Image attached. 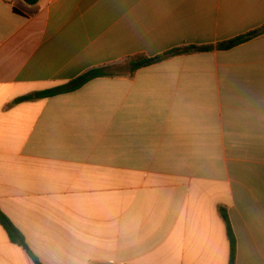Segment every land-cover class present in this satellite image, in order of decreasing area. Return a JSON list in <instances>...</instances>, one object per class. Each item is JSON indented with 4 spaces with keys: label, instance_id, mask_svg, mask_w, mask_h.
<instances>
[{
    "label": "crops",
    "instance_id": "obj_1",
    "mask_svg": "<svg viewBox=\"0 0 264 264\" xmlns=\"http://www.w3.org/2000/svg\"><path fill=\"white\" fill-rule=\"evenodd\" d=\"M220 208L264 264V0H0V210L42 264H230ZM0 264H36L1 224Z\"/></svg>",
    "mask_w": 264,
    "mask_h": 264
},
{
    "label": "trees",
    "instance_id": "obj_2",
    "mask_svg": "<svg viewBox=\"0 0 264 264\" xmlns=\"http://www.w3.org/2000/svg\"><path fill=\"white\" fill-rule=\"evenodd\" d=\"M29 5H34L39 2V0H24ZM249 36H240L237 38H234L232 40L222 42L217 45V48L220 50H228L233 47H236L248 40ZM213 49V46H202V47H188L185 49H177L173 50L171 52H168L164 55L157 56L154 58H150L144 54H138L134 55L127 60V69L130 73H134L138 69L142 67H146L149 65H152L154 63H157L159 61H162L169 56H175L180 55L184 53H190L192 51H209ZM120 72H113L110 71L109 67H102V68H96L93 70H90L89 72L85 73L84 75L80 76L79 78L72 80L68 83L56 86L51 89L35 92L30 95H26L20 98H17L14 103H20L23 101H29V100H35V99H43L48 97H53L56 95L66 94L73 91H76L77 89L81 88L83 85L88 83L89 81L98 78V77H105V76H115L118 75ZM221 215L226 223L227 226V232L230 239V245H231V253H230V264H235L236 261V237L230 222V218L227 212L226 208H220ZM0 224L2 227L6 230L8 233V236L10 240L21 247H23L33 258L36 264H42L38 258L35 256V254L31 251L29 248L25 237L21 233V231L14 225V223L10 220V218L0 210Z\"/></svg>",
    "mask_w": 264,
    "mask_h": 264
},
{
    "label": "rangeland",
    "instance_id": "obj_3",
    "mask_svg": "<svg viewBox=\"0 0 264 264\" xmlns=\"http://www.w3.org/2000/svg\"><path fill=\"white\" fill-rule=\"evenodd\" d=\"M117 67H119V66H113V67L111 68V70H117Z\"/></svg>",
    "mask_w": 264,
    "mask_h": 264
}]
</instances>
